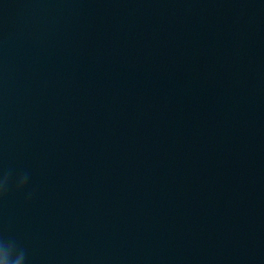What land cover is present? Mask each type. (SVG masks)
Listing matches in <instances>:
<instances>
[{"label":"water","instance_id":"95a60500","mask_svg":"<svg viewBox=\"0 0 264 264\" xmlns=\"http://www.w3.org/2000/svg\"><path fill=\"white\" fill-rule=\"evenodd\" d=\"M5 174L25 264H264V0H0Z\"/></svg>","mask_w":264,"mask_h":264},{"label":"clouds","instance_id":"9594fccd","mask_svg":"<svg viewBox=\"0 0 264 264\" xmlns=\"http://www.w3.org/2000/svg\"><path fill=\"white\" fill-rule=\"evenodd\" d=\"M10 175L5 174L0 179V195L7 191ZM27 176L21 177L18 181V189H23ZM26 250L19 246L14 238L0 237V264H25Z\"/></svg>","mask_w":264,"mask_h":264}]
</instances>
